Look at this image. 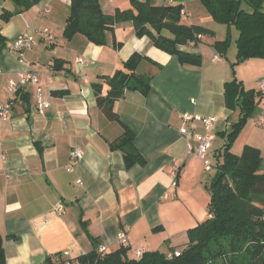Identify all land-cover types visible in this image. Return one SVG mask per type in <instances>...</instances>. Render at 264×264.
<instances>
[{"label": "crops", "instance_id": "1", "mask_svg": "<svg viewBox=\"0 0 264 264\" xmlns=\"http://www.w3.org/2000/svg\"><path fill=\"white\" fill-rule=\"evenodd\" d=\"M150 1L156 6L181 2L184 24L213 31L196 44L180 46L198 56V64H182L149 37L136 36L132 19L114 23L104 44L81 33L67 39L64 26L71 0H40L0 22L5 39L0 103L13 102L9 116L0 117V236L6 264H43L46 256L58 253L74 259L99 246L114 250L122 245L120 232L134 255L145 250L169 255L185 245L187 231L210 215L207 185L221 159L216 156L225 133L239 117V108L226 103V82L235 79L244 89L263 94L231 146L237 155L245 145L257 147L263 163L264 57L241 61L238 31L215 22L200 0ZM99 5L107 15L131 8L129 0H99ZM13 8L11 0H0V13ZM43 29L52 42L41 35ZM24 32L32 33L35 43L19 58L12 45ZM228 32L230 43L222 51L213 43ZM135 52L142 56L136 72L149 79V89L125 90L112 104L117 119L110 120L96 103L93 85H101L104 95L103 77L124 70L123 63ZM24 70L36 72L38 82L10 91L9 81ZM38 88L50 101L46 109L36 107ZM184 112L216 120L209 130L190 124L193 134L186 138L179 132ZM125 129L133 134L143 159L129 167L123 152L111 145ZM195 133L212 137V169L188 153ZM73 150L81 153L80 159L70 157ZM57 206L62 213L55 211Z\"/></svg>", "mask_w": 264, "mask_h": 264}, {"label": "trees", "instance_id": "2", "mask_svg": "<svg viewBox=\"0 0 264 264\" xmlns=\"http://www.w3.org/2000/svg\"><path fill=\"white\" fill-rule=\"evenodd\" d=\"M11 1L14 8L0 13V22L8 21L11 16L29 9L40 0ZM200 1L215 22L238 31L235 42L239 58L264 57V0ZM129 2L131 8L116 9L112 15H107L102 12L99 0H71L64 26L65 37L69 39L81 33L95 44H104L105 34L112 31L114 23L132 19L136 36L149 37L154 46L176 55L182 64L200 62L198 56L181 50L180 46L196 44L200 41L198 35L212 36L214 33L200 25L184 24L181 21V2L159 6L150 0ZM229 43L228 32L224 40L213 44L225 51ZM4 46L5 39L0 33V49ZM141 58L135 52L123 63L124 70L104 76L107 85L104 95L101 94V85H93L96 103L110 120L117 119L112 104L125 90L148 91L149 79L136 72ZM224 94L228 107L239 108V117L225 133L223 149L216 156L221 159H216L214 174L207 185L210 215L187 231L188 242L185 245L172 249L169 255L160 250H145L134 255L125 245L103 254L95 249L74 259L58 253L46 256L43 264H264V167L261 152L250 145H245L239 155L231 151L232 143L262 101L263 94L260 90L244 89L242 83L235 79L225 83ZM20 97L22 99L23 94ZM132 140L133 134L125 129L122 136L111 144L123 152L126 167L143 162ZM174 251L179 254L175 255ZM0 264H6L1 236Z\"/></svg>", "mask_w": 264, "mask_h": 264}, {"label": "built area", "instance_id": "3", "mask_svg": "<svg viewBox=\"0 0 264 264\" xmlns=\"http://www.w3.org/2000/svg\"><path fill=\"white\" fill-rule=\"evenodd\" d=\"M181 13L184 14V10H182ZM41 35L45 39H47L49 42L53 41V36L49 33L47 29H43L41 31ZM197 38L200 39L201 35H198ZM34 43H35V39H34L33 34L24 32V33L19 34L15 38L12 48L19 53L20 55L19 58H22V52L26 49H29ZM214 57L216 59H219V56L217 55ZM77 60L78 62H82L81 59H77ZM37 82H38V76L36 72L31 71V70H24L18 74V77L16 80L9 81L8 89L10 91H14L19 86H24L28 84H36ZM261 85L264 86V81H262ZM191 101L193 100L191 99ZM35 103H36V107L39 109H46L50 106V101L44 98L43 93L40 88L37 89ZM12 105H13L12 101L0 103V117L2 118L8 117L11 112ZM181 118L183 120V124L181 128L179 129V132L182 136L186 138H189L193 134V131L189 126L190 124L197 122V123H200L206 130H209L216 120V118L211 115L202 116L197 113H191V112L182 113ZM257 123L260 124L259 121ZM194 137H195L196 143L188 145V153L193 154L199 159H201L206 169H212L213 168L212 162L208 156L210 144L212 141L211 135L195 133ZM70 157L72 159H80L81 153L77 150H73L70 153ZM173 174H174V179H176L177 172L173 171ZM175 183L176 182L174 181L173 184ZM55 211L57 213H62L63 212L62 206H57L55 208ZM118 238H119L120 243L126 246L127 241H126L125 234L123 232L119 233ZM105 251L107 250L104 246L98 247V252L100 254H103ZM137 254L139 255L140 252H137ZM174 254L178 255L179 253L177 251H174ZM63 255L66 256L67 253H63ZM65 264H71V263L66 262Z\"/></svg>", "mask_w": 264, "mask_h": 264}, {"label": "rangeland", "instance_id": "4", "mask_svg": "<svg viewBox=\"0 0 264 264\" xmlns=\"http://www.w3.org/2000/svg\"><path fill=\"white\" fill-rule=\"evenodd\" d=\"M244 7H245V6H244ZM245 8L247 9V6H246ZM181 18H182V17H181ZM220 28H221V29H224L223 26H220ZM217 34L219 35V34H220V31H219V33H217ZM218 35H217V36H218ZM221 36H222V35H221ZM248 121H249V120H248ZM210 159H211V158H210ZM214 159H215V158H214ZM262 166L264 167V157H263V163H262ZM212 173H213V172H212ZM244 257H245V256H243V258H244ZM238 261H239V263L241 262L240 257H238Z\"/></svg>", "mask_w": 264, "mask_h": 264}, {"label": "water", "instance_id": "5", "mask_svg": "<svg viewBox=\"0 0 264 264\" xmlns=\"http://www.w3.org/2000/svg\"><path fill=\"white\" fill-rule=\"evenodd\" d=\"M240 60L242 61L243 59L241 58Z\"/></svg>", "mask_w": 264, "mask_h": 264}]
</instances>
